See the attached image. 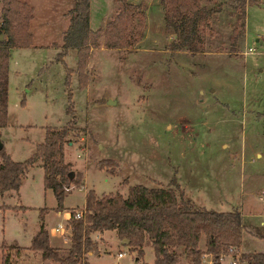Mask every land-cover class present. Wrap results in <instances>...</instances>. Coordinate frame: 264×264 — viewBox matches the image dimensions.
I'll list each match as a JSON object with an SVG mask.
<instances>
[{"label": "rangeland", "instance_id": "obj_1", "mask_svg": "<svg viewBox=\"0 0 264 264\" xmlns=\"http://www.w3.org/2000/svg\"><path fill=\"white\" fill-rule=\"evenodd\" d=\"M21 1L31 7V44L12 46L9 52L7 121L0 141L11 159L23 161L46 128H60L74 117L62 155L80 172L81 181L64 190L60 213L81 208L88 188L126 195L127 187L137 183L177 185L197 205L240 212L242 251L223 253L219 264H238L240 253L264 251V0H245L244 18L223 7L225 0H183L191 10L222 5L196 30L199 52L170 49L177 30L165 25L162 0H128L143 3L131 8L132 22L120 20L138 39L106 48L103 28L118 3L89 0L96 45L79 52L68 49L64 64L57 56L74 0ZM64 65L72 69L68 86ZM101 158H111L117 166L98 168ZM35 162L26 168L17 191L0 197V264L1 249L10 263L21 251L12 242L29 245L40 208L56 211L52 192L43 189L42 167ZM60 213L44 216L55 225ZM106 231L108 242L97 243L100 254L94 247L89 264H135V250ZM67 232L63 235L68 238ZM204 242L200 232L198 246L203 248ZM68 245L61 243V254ZM174 248L180 253L177 264H189L179 246ZM118 250L121 257H116ZM30 254L23 260L40 264L39 253ZM152 258L146 241L137 264H149ZM244 259L242 264H251Z\"/></svg>", "mask_w": 264, "mask_h": 264}, {"label": "trees", "instance_id": "obj_2", "mask_svg": "<svg viewBox=\"0 0 264 264\" xmlns=\"http://www.w3.org/2000/svg\"><path fill=\"white\" fill-rule=\"evenodd\" d=\"M118 6L115 15L108 20L103 28L102 44L107 48H118L131 45L138 37L127 25L121 23V18L132 22L131 8L143 6V3H131L128 0H115ZM164 4L163 19L168 27H175L177 38L169 43L172 50L184 47L190 52L203 49L199 45L196 30L199 24L208 23L212 13L221 10L222 5H199L193 10L183 0H162ZM238 12V17L244 18L245 0H225L223 7ZM181 8L177 18L173 14ZM89 0H74L72 13L62 35L61 51L58 59L64 64L62 56L68 49L74 48L79 52L86 45L94 42L97 29L89 27ZM30 5L21 0H1L0 5V127L7 121V74L9 48L31 44V34L28 24L31 18ZM244 24L240 22V26ZM99 30V29H98ZM90 41L92 42H89ZM92 46V45H91ZM65 66V65H64ZM72 69L65 66V85ZM264 81V78H263ZM70 91V90H69ZM70 101V92L67 94ZM70 105V104H69ZM70 115L73 111L69 107ZM264 116V107L262 110ZM74 117L60 128H46L43 139L36 144L31 154L23 161L13 160L0 147V195L6 190H17L21 184L24 171L35 161L42 167V185L49 188L56 200L54 209L61 210V199L65 186L78 185L81 181L80 172L71 169L70 163L64 161L62 144L69 141L68 135L74 130ZM98 168L116 167L117 163L111 158L98 160ZM71 171V174L69 172ZM112 172V170L110 169ZM127 194L107 192L96 194L92 188L86 189L82 214L66 219L69 245L64 253L60 248L51 246L48 234L43 226L42 218L45 209H39L40 222L31 236L28 246L15 243L17 249L30 248L38 250L42 258L49 259L55 264H78L82 253L94 249L95 245L89 237L91 231L114 229L119 239L135 250L136 256L143 253L144 243L149 242L152 252V264H177L179 251L189 264H201L202 254L211 255L210 264H219L222 253L229 247H238L241 241V216L237 209L216 210L194 203L181 188L163 186H147L140 183L127 187ZM0 205V208H3ZM13 207V206H12ZM23 207V206H20ZM76 207H71L72 212ZM205 236L203 248L198 246L199 234ZM3 248V244H1ZM1 264H9L7 255L1 249ZM240 257L246 258L251 264H264V251L242 252Z\"/></svg>", "mask_w": 264, "mask_h": 264}, {"label": "crops", "instance_id": "obj_3", "mask_svg": "<svg viewBox=\"0 0 264 264\" xmlns=\"http://www.w3.org/2000/svg\"><path fill=\"white\" fill-rule=\"evenodd\" d=\"M90 27V26H89ZM91 29H93V28H91ZM10 49H11V47L9 48V52H10ZM3 127H5V126H3ZM1 128V127H0ZM0 136H1V133H0ZM36 163V162H35ZM37 163L40 165V162L39 161H37ZM25 172V171H24ZM24 176H25V173L23 174V178H24ZM83 185V183H81L79 186H82ZM83 187H84V185H83ZM43 189H49V188H44L43 187ZM50 190V189H49ZM17 191V190H16ZM51 191V190H50ZM52 192V191H51ZM10 194L11 192H10V190H6V191H4L1 195H0V197L2 196V195H5V194ZM96 194H100V193H97V192H95ZM5 204V203H4ZM15 206H20L18 203H16V204H14ZM22 205V204H21ZM7 207L8 206H13V205H6ZM23 206V205H22ZM82 206V205H81ZM44 207V206H43ZM48 208V207H47ZM60 213V211H54V210H52L51 209V207H49L47 210H45L44 211V214H43V218H42V223H43V226H44V228L46 229V231H47V234H48V242H49V244L51 245V246H55V247H61V243H63V244H67V243H69L68 241H69V239L67 238V236H65V235H63V232L65 231V230H67L66 229V219L68 218V216H69V210H67V209H65V210H62L61 211V219H59V221H57L56 222V224L57 223H60L61 225H62V227H59V229H57V230H55L54 228H55V226H56V224L55 225H52L51 223H48L49 221H47L46 220V218H45V216H47V215H52V217H55L56 216V214L58 215ZM46 214V215H45ZM45 215V216H44ZM39 222H40V220L38 221V224H39ZM37 229V228H36ZM36 229H35V231H36ZM106 230H108V229H106ZM106 230H102V231H91L90 233H89V237H90V239L93 241V243H94V245H95V247H96V251H98V253L97 254H100V250H99V248L97 247V243H103V242H105V244L108 242V238H107V231ZM109 230H112L113 231V233H114V235L116 234V232H115V230L114 229H109ZM34 231V232H35ZM111 231V232H112ZM34 233L32 232L31 233V235H30V238H29V241H30V239H31V236L33 235ZM109 237H111V234L109 235ZM122 242H123V240L122 239H120ZM13 243H15V244H17V245H20V244H18V243H16L15 241L14 242H12V244ZM20 246H28V244L27 245H20ZM240 247H241V241H240V243H239V245H238V249L240 250ZM240 251H242V250H240ZM35 253L36 254V252H38L39 253V251L38 250H33V249H30V248H22L21 249V251H20V253H19V255H17V253H15L14 254V256H13V260H14V262L12 261V258H10V263L9 264H27L26 263V259H29V258H26V257H29L28 255H30L31 256V254L30 253ZM91 250H89V251H86V252H84V253H82V256L80 257V259H79V261H78V264H89V255L91 254ZM118 253H120V255L119 256H117V254ZM122 254H123V252L121 251V250H118L117 252H116V257H121L122 256ZM38 256H39V259H40V264H44L46 261H50L49 259H45V258H42L41 256H40V254H38ZM202 256L204 257H207V258H204V260H205V264H210L211 263V255L209 254V253H203L202 254ZM138 258L139 257H137V256H135L134 257V263L135 264H137V260H138ZM23 259H25V260H23ZM152 260H153V258H152ZM152 260L149 262V264H152ZM145 263V262H144ZM114 264H118L116 261L114 262Z\"/></svg>", "mask_w": 264, "mask_h": 264}, {"label": "built area", "instance_id": "obj_4", "mask_svg": "<svg viewBox=\"0 0 264 264\" xmlns=\"http://www.w3.org/2000/svg\"><path fill=\"white\" fill-rule=\"evenodd\" d=\"M70 188H71V186H65L64 190L68 191ZM82 212H83L82 208H75L72 212L69 211L68 214L71 217L77 218V217H79L82 214ZM59 227H62V225L60 223H57L54 229L57 230V229H59ZM234 252H235V248L234 247H229L228 251L225 252V253L233 255ZM119 255H120V253L117 254V256H119ZM244 261H245V259L243 257H240V255H239L238 264H242V263H244ZM229 264H236V262H235V260H230Z\"/></svg>", "mask_w": 264, "mask_h": 264}, {"label": "water", "instance_id": "obj_5", "mask_svg": "<svg viewBox=\"0 0 264 264\" xmlns=\"http://www.w3.org/2000/svg\"><path fill=\"white\" fill-rule=\"evenodd\" d=\"M2 37V34H0V38ZM107 102L108 103H112L113 102V100H111V99H107ZM2 146V142L0 141V147ZM69 174H71V171L69 172Z\"/></svg>", "mask_w": 264, "mask_h": 264}]
</instances>
